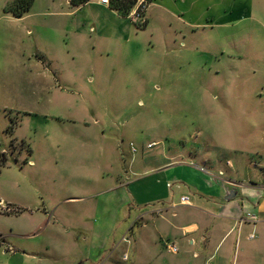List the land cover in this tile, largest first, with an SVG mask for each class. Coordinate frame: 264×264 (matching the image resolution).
<instances>
[{
	"label": "rangeland",
	"instance_id": "rangeland-1",
	"mask_svg": "<svg viewBox=\"0 0 264 264\" xmlns=\"http://www.w3.org/2000/svg\"><path fill=\"white\" fill-rule=\"evenodd\" d=\"M19 1L0 0V15L6 10L19 13L26 5L16 6ZM152 1L138 0L132 9L128 18L136 29L129 45L94 49L87 40L72 51L70 66L60 61L63 67L44 78L26 64L43 55L38 48L49 53L48 47H56L46 35L44 44L36 32L33 39L27 31L61 20L41 14L75 6H69V0H34L29 21L0 25V196L26 190L30 203L35 196L45 201L26 207L23 219L16 214L3 217L0 226L25 230L32 216H43L42 229L50 226L47 236L51 231L72 235L69 225L77 220L89 228L94 214L88 206H58L64 195H75L82 187L103 196L115 185L100 182L96 169L90 178L78 168L86 155H97L101 148L103 156H109L113 177L119 168L129 171L132 157L142 159L144 153L171 148L192 154L197 163L206 159L202 165L217 172H245L247 161H252L244 174L264 185V1L157 0L161 9L151 7ZM228 3L235 4V15L228 19L229 26L221 27ZM142 5L143 16H132ZM164 7L185 12L180 19L172 18ZM183 19L204 22V28L192 29ZM10 31L18 39L7 37ZM35 90L44 97L35 96ZM44 109L50 110L45 114L49 117L42 116ZM69 120L78 125L72 127ZM96 131L105 133L96 144L85 146L83 139ZM100 141L103 147L97 145ZM117 153L124 163L117 162ZM30 159L43 167H29ZM227 160L233 168L227 167ZM90 179L92 187L86 185ZM64 210L77 219L73 215L70 221L65 218L66 226L53 227ZM258 254L253 264H264V248Z\"/></svg>",
	"mask_w": 264,
	"mask_h": 264
},
{
	"label": "crops",
	"instance_id": "crops-1",
	"mask_svg": "<svg viewBox=\"0 0 264 264\" xmlns=\"http://www.w3.org/2000/svg\"><path fill=\"white\" fill-rule=\"evenodd\" d=\"M154 6L161 9L157 0L151 3V7ZM226 6L223 11L226 21L221 27L229 26L231 22L228 19L235 15V4L228 3ZM208 7L212 8L211 5ZM174 10L172 7H164L163 11L169 17L179 19L185 12ZM33 16L26 13L22 18H15L12 14L4 13L0 15V25H21ZM41 16L61 19L55 26H39L33 28L34 32L27 31L31 38L36 32L44 44L46 35L53 47H56H48L49 53L38 48L37 51L43 55L26 64L29 71H37L36 75L41 72L42 78L46 73L63 67L59 65L60 61L70 66L71 60L75 59L72 51L79 44L87 43L88 40V45L94 49L105 46L109 50L114 45L123 48L125 44H130L136 29L128 17L119 16L107 5L101 4L100 0H91L65 12L53 11ZM182 21L192 29L204 28V22L190 24L187 20ZM209 25L215 26L213 23ZM7 33V37L18 39L14 31ZM50 41L47 46H51ZM58 52L64 56H58ZM35 96L44 97L38 91ZM42 107L43 101L39 108ZM49 111L44 109L42 116L49 117L45 115ZM67 122L73 123L72 127L78 125L75 120ZM104 133L93 132L89 139H83L85 146L96 144ZM100 143L97 145L103 147L104 142ZM181 150L174 152L170 148L154 154L144 153L142 159H139V155L132 157L129 171L125 172L124 167L119 168L115 177L109 156H103L102 148L97 155H86L83 165H78L79 170L92 178L93 170L96 169L100 182L108 184L113 181L115 185L104 190L106 194L103 196L92 195V190L87 191L82 187L75 195H64L58 208L85 204L88 211L94 214L91 226L86 228L82 222L75 220L69 225L73 230L72 235L51 231L49 236L46 231L50 226L42 229L43 216H32L25 230L0 226V264H211V259H214V264H253V260L264 248V185L252 181V178L247 179L244 174L251 167L252 161H247L246 169L241 167L245 172L238 169H227V172L220 169L217 172L202 165L208 162L206 159H200L203 163H197V157L189 153L185 155ZM115 159L120 163L125 162L123 155L118 153ZM93 161L98 163L93 166ZM226 162L228 168L234 167L229 160ZM29 164L31 168L42 166L35 159H30ZM221 174L228 175L224 178ZM241 178L247 180L246 183L236 181ZM86 185L92 187V179ZM25 192L16 196H0L5 206L15 210L10 213L0 210V219L12 214L22 218L26 216L24 210L30 204L44 205L43 197L37 200L35 196V201L30 203V196ZM73 215L76 218L77 214L64 210L53 227L66 226V220L73 219ZM249 215L256 219L251 220ZM30 229L34 231L29 233ZM81 244L84 249L79 250ZM172 244L178 247L177 253L166 249L167 245Z\"/></svg>",
	"mask_w": 264,
	"mask_h": 264
},
{
	"label": "trees",
	"instance_id": "trees-1",
	"mask_svg": "<svg viewBox=\"0 0 264 264\" xmlns=\"http://www.w3.org/2000/svg\"><path fill=\"white\" fill-rule=\"evenodd\" d=\"M25 1L26 5L19 13H15L14 11L12 12V10L11 12L6 10V13H12L15 18H22L26 13L30 11L31 6L34 2V0H21L16 4V6L22 5ZM90 1L91 0H71V3L75 7H80ZM137 1L138 0H109V8L115 11L119 16L127 18L131 14V11L136 5ZM1 165L2 164L0 163V166Z\"/></svg>",
	"mask_w": 264,
	"mask_h": 264
},
{
	"label": "built area",
	"instance_id": "built-area-1",
	"mask_svg": "<svg viewBox=\"0 0 264 264\" xmlns=\"http://www.w3.org/2000/svg\"><path fill=\"white\" fill-rule=\"evenodd\" d=\"M100 2L103 5H107V6L109 5V0H100ZM139 7H140L139 9H136V10L133 11L132 16H137L138 18L141 17V15L143 16V14H141L140 11H144L145 7L143 5L139 6ZM0 210H3L4 212H9V213L13 212V209L5 206L2 201H0ZM248 217L251 220H253V221L256 219V217L253 216V215H249ZM167 249L170 252H172V253H177L178 252V247L176 245H173V244L172 245H167Z\"/></svg>",
	"mask_w": 264,
	"mask_h": 264
}]
</instances>
